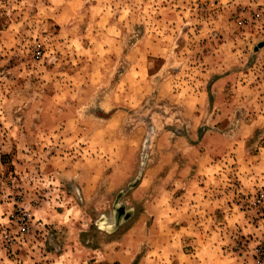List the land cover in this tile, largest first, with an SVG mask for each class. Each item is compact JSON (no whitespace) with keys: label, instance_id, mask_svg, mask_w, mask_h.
I'll use <instances>...</instances> for the list:
<instances>
[{"label":"rangeland","instance_id":"rangeland-1","mask_svg":"<svg viewBox=\"0 0 264 264\" xmlns=\"http://www.w3.org/2000/svg\"><path fill=\"white\" fill-rule=\"evenodd\" d=\"M261 193L264 0H0V264H264Z\"/></svg>","mask_w":264,"mask_h":264},{"label":"built area","instance_id":"built-area-1","mask_svg":"<svg viewBox=\"0 0 264 264\" xmlns=\"http://www.w3.org/2000/svg\"><path fill=\"white\" fill-rule=\"evenodd\" d=\"M257 202L259 203V204H264V193H261L259 196H258V198H257ZM20 230V232H22V233H25L26 231H27V228H26V226L24 225V224H21L20 225V228H19ZM264 249V244H263V246H260V250H258V256H263V255H259V254H261V251Z\"/></svg>","mask_w":264,"mask_h":264}]
</instances>
